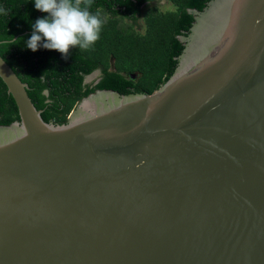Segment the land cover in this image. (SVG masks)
<instances>
[{"label":"water","instance_id":"1","mask_svg":"<svg viewBox=\"0 0 264 264\" xmlns=\"http://www.w3.org/2000/svg\"><path fill=\"white\" fill-rule=\"evenodd\" d=\"M187 12L163 83L59 123L0 57V264H264V0Z\"/></svg>","mask_w":264,"mask_h":264},{"label":"trees","instance_id":"2","mask_svg":"<svg viewBox=\"0 0 264 264\" xmlns=\"http://www.w3.org/2000/svg\"><path fill=\"white\" fill-rule=\"evenodd\" d=\"M149 1L92 0L89 11L103 22L99 39L87 49L71 47L65 57L57 50L26 46L36 19L47 15L35 8L34 0H0V57L26 83L43 121L62 122L95 89L149 93L167 79L182 49L177 36L185 35L193 20L187 9L200 10L208 0H168L174 10L147 12L139 34L133 27L140 5ZM95 70L96 82L84 83ZM12 121H18L17 109L0 79V124Z\"/></svg>","mask_w":264,"mask_h":264},{"label":"clouds","instance_id":"3","mask_svg":"<svg viewBox=\"0 0 264 264\" xmlns=\"http://www.w3.org/2000/svg\"><path fill=\"white\" fill-rule=\"evenodd\" d=\"M34 6L47 15L32 25L26 42L32 51L42 46L66 57L71 47L87 49L99 39L103 22L89 11L92 0H34Z\"/></svg>","mask_w":264,"mask_h":264},{"label":"rangeland","instance_id":"4","mask_svg":"<svg viewBox=\"0 0 264 264\" xmlns=\"http://www.w3.org/2000/svg\"><path fill=\"white\" fill-rule=\"evenodd\" d=\"M140 14L137 19V24L133 27V30L139 34H141L144 30V22L143 17L149 11L154 12H164V11H173L174 7L168 0H153L149 2H145L140 6ZM123 22H127V20L122 19ZM99 73L97 70L91 72L89 75L84 77V83H94L98 79ZM129 78H133L132 74L127 75Z\"/></svg>","mask_w":264,"mask_h":264}]
</instances>
